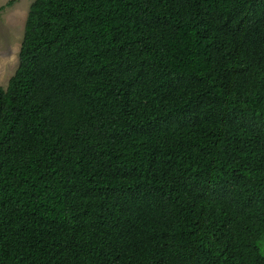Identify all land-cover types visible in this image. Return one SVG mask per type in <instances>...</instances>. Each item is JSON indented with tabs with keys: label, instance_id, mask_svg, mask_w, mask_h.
<instances>
[{
	"label": "trees",
	"instance_id": "trees-1",
	"mask_svg": "<svg viewBox=\"0 0 264 264\" xmlns=\"http://www.w3.org/2000/svg\"><path fill=\"white\" fill-rule=\"evenodd\" d=\"M18 58L0 264H264V0H33Z\"/></svg>",
	"mask_w": 264,
	"mask_h": 264
},
{
	"label": "rangeland",
	"instance_id": "rangeland-1",
	"mask_svg": "<svg viewBox=\"0 0 264 264\" xmlns=\"http://www.w3.org/2000/svg\"><path fill=\"white\" fill-rule=\"evenodd\" d=\"M32 1L0 0V86H6L18 66L25 19Z\"/></svg>",
	"mask_w": 264,
	"mask_h": 264
}]
</instances>
